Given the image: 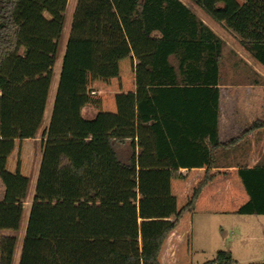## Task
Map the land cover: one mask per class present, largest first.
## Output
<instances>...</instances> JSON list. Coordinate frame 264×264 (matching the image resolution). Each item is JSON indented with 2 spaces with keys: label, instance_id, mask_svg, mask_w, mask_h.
<instances>
[{
  "label": "rangeland",
  "instance_id": "obj_1",
  "mask_svg": "<svg viewBox=\"0 0 264 264\" xmlns=\"http://www.w3.org/2000/svg\"><path fill=\"white\" fill-rule=\"evenodd\" d=\"M137 2H19L15 57L0 69L2 264H147L126 256H148L198 184L157 168L149 129L134 124L126 74L137 62L140 80L142 50L155 46ZM220 188L206 186L192 228L169 233L161 264H215L233 245L237 264L264 263V214L232 226L224 211L239 202Z\"/></svg>",
  "mask_w": 264,
  "mask_h": 264
},
{
  "label": "trees",
  "instance_id": "obj_2",
  "mask_svg": "<svg viewBox=\"0 0 264 264\" xmlns=\"http://www.w3.org/2000/svg\"><path fill=\"white\" fill-rule=\"evenodd\" d=\"M20 1L0 0V69L5 59L15 57L22 28L15 16ZM191 1L234 33L242 46L264 66V0H244L243 3L238 0ZM137 16L145 35L155 41L152 58L147 62L150 86L138 100V120L153 133L156 158L169 159V171L173 177L183 176L179 173L180 167H206L204 178L194 187L188 202L175 219L153 238L154 247L150 254L146 257L140 254L126 256L128 260L139 258L146 259L147 264H161L159 255L164 241L180 218L187 212H193L203 188L216 175L212 169L217 166L221 149L229 146L221 141L219 134L218 84L226 43L182 0H138ZM160 91L176 92L181 102L162 103L157 94ZM189 107L197 115L190 124L181 120L179 125L177 120L166 118L174 111H186ZM261 123L254 126L259 127ZM237 174L249 199L236 212L264 214V162L253 167L240 165ZM212 262L237 264L229 249L218 250Z\"/></svg>",
  "mask_w": 264,
  "mask_h": 264
},
{
  "label": "crops",
  "instance_id": "obj_3",
  "mask_svg": "<svg viewBox=\"0 0 264 264\" xmlns=\"http://www.w3.org/2000/svg\"><path fill=\"white\" fill-rule=\"evenodd\" d=\"M182 1L192 7L198 14V16L206 24H208L226 43L223 51V58L220 64V81L218 84L220 88L221 110L219 134L221 141L224 143H228L229 146L223 147L221 149L217 166L212 169L213 172H216V175L208 184H213L214 186L215 183H220V190L216 189L218 196L223 195L230 198L231 201L239 202L235 207L224 211L227 214L233 213V215H235L234 221H236V224L232 222L230 223H232V226L238 227V221L244 220L245 222H249V218L245 217L255 215L239 214L236 212L237 209L249 199L248 194L243 199H239L238 197L239 195L237 193H241L240 184L244 188L237 174L238 168L240 165L253 167L260 162H264V110L262 101V89L264 87V66L259 61H257L247 49L242 46L234 33L225 28L219 22H216L215 20L210 18L197 4L193 3L191 0ZM238 1L240 3L244 2V0ZM153 49L154 47L147 48L145 49V51L142 50V56L143 54H146L147 59L139 65L140 68L142 67V71L140 72V80L138 79L139 76L137 62L133 66V69H131V71L126 74V77L128 78L127 83L130 84L129 94L132 100L131 102L133 105V117L135 119L134 124L136 126L138 125V100L144 96L146 88L150 86V73L147 67V62L152 58ZM114 75L116 76V78H112V76H109L108 80L115 79V83H117L118 79L120 78H117L116 74ZM99 81L100 80L98 79L96 81L97 83L94 82L93 85L101 88V86H104L105 83L102 85L101 81ZM105 87L107 86L105 85L104 88ZM175 93L176 92L170 91L157 92V94L161 97L162 103L167 102L169 104H179L181 102V98H179L180 96L176 95ZM189 102L191 103V100ZM94 115H96V112ZM196 116V112L191 111V107H189L186 111H174V113L168 115L166 118L168 120H177L176 123L180 125L181 120L182 122L183 120H186V122L190 124L192 120L194 121L196 119ZM257 122H262L261 126L255 127L254 125ZM145 134L147 135L146 140L149 141V147L146 146L147 144H144V152H140V154L143 157L147 158L148 156L146 147H148V149L152 150L151 152L155 156V142H152L151 139L153 137L154 140L153 133L149 130V132L144 133V135ZM134 138H137V136H134ZM159 160H163L164 163L157 168L170 170L169 159ZM146 167L152 168L153 166ZM137 168H141V166L137 165ZM205 170L206 167H193L191 169H188L187 167H180L179 173L183 174V176H179L176 178L187 181L190 185L192 183L194 184V182L199 183L205 176ZM206 186L203 188L200 196L203 195ZM200 196L196 201L193 212H189L191 216L188 217L190 218L187 217L188 220L180 219L175 230H177L178 227L182 225V223L185 224L186 230L193 227L194 217L199 209L198 204L200 202ZM225 223L230 224L227 218ZM247 235L248 234L246 233H242L241 236L237 239H246ZM170 239H172V236ZM233 246L229 249L232 251L234 256ZM256 254L257 253L251 256H255ZM169 261L172 260L169 259Z\"/></svg>",
  "mask_w": 264,
  "mask_h": 264
}]
</instances>
